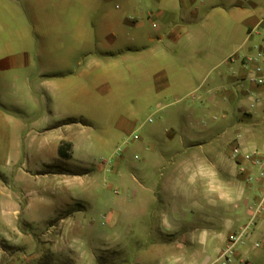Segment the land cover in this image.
I'll return each mask as SVG.
<instances>
[{
    "label": "rangeland",
    "instance_id": "1",
    "mask_svg": "<svg viewBox=\"0 0 264 264\" xmlns=\"http://www.w3.org/2000/svg\"><path fill=\"white\" fill-rule=\"evenodd\" d=\"M242 1L0 0V264H88L113 227L145 244L141 231L162 228L172 206L163 183L212 176L175 165L232 162L238 134L253 146L264 114L243 94L252 85L238 57L251 42L238 45L257 26L243 21ZM254 2L264 19V0ZM139 183L148 192L136 195ZM38 197L35 222L5 212V199ZM255 224L235 251L264 250Z\"/></svg>",
    "mask_w": 264,
    "mask_h": 264
},
{
    "label": "crops",
    "instance_id": "2",
    "mask_svg": "<svg viewBox=\"0 0 264 264\" xmlns=\"http://www.w3.org/2000/svg\"><path fill=\"white\" fill-rule=\"evenodd\" d=\"M255 5L254 0H243L236 7L245 13L244 22H256L255 26H257L248 29L247 35L242 37L238 45V48L245 45L247 47V42L249 40L251 42L246 48L247 52L238 57V66L247 71L246 77L252 85V89L243 91V94L249 98L251 104L254 102L256 105L261 104L264 114V63L259 59L248 61V57H255L259 51H264V19L253 15V12L257 10ZM249 12L250 14H247ZM190 14L192 15L191 22L195 19V9ZM138 25L140 26L141 23ZM251 77H261L263 82H252ZM230 78L236 79L237 82L244 79L233 75ZM102 81L103 83L107 81L105 76L102 77ZM262 131L250 133L249 138L253 146L247 148H264V128ZM239 135L236 136L238 144H240L237 141ZM69 143L72 155L74 146L72 147V143ZM189 150L187 148L184 152ZM163 155V152H160L158 156L162 158ZM179 155L178 151H175L170 156L176 158ZM257 170V167L249 163L237 164L233 160L221 165L216 164L213 158L205 156L191 155L184 158L175 165L172 173L195 171L210 173L212 176L208 180L204 177V179L196 178L195 181H182L176 178L179 176L177 174L163 183L160 200L172 206L169 213L159 215L162 228L156 231L146 229L141 231L143 235H140L148 240L145 244L140 243L135 246L133 243L136 239L131 240L129 237L127 240H122L121 233L113 227L98 236L100 242L94 244L89 252L86 251L82 259L88 264H94L98 262L101 253V260L105 262L104 264H218L216 259L226 246L229 236L238 229L236 227H239L238 225L249 214L248 205L264 189V179L258 183L247 182V175ZM137 186L139 189L135 190L136 195L144 194L149 190V187L143 184L139 183ZM140 199L141 203H145L146 200L143 201L142 196ZM40 200L49 202L48 198ZM3 203L6 206V213L22 214L28 222H35L31 215L35 214L36 206L39 205V197L37 200H26L24 204L9 199H5ZM183 205H195V215H188L189 209ZM191 213H193L192 210ZM193 216H195V227L182 229V222L190 220ZM254 232L264 237V212L257 216ZM126 234L129 235L128 231ZM234 249L230 264H264V250L252 249L254 251L246 252ZM132 251L133 256H131ZM108 253H112L111 259H107Z\"/></svg>",
    "mask_w": 264,
    "mask_h": 264
},
{
    "label": "built area",
    "instance_id": "3",
    "mask_svg": "<svg viewBox=\"0 0 264 264\" xmlns=\"http://www.w3.org/2000/svg\"><path fill=\"white\" fill-rule=\"evenodd\" d=\"M256 59H259L264 63V51H259L255 57H248V61ZM251 81L262 83L263 79L261 77H251ZM230 157L237 164L249 163L251 166L258 168L256 172L247 175L248 183H258L264 179V148H247L236 143L231 149ZM242 170H244L243 167ZM248 210L250 216L247 223L229 236L226 246L216 259L218 264H230L233 249L238 243L243 242V239L247 236L248 230L253 224V221L260 213L264 212V189L253 199V202L248 205ZM257 245L258 244L256 243L255 246Z\"/></svg>",
    "mask_w": 264,
    "mask_h": 264
},
{
    "label": "trees",
    "instance_id": "4",
    "mask_svg": "<svg viewBox=\"0 0 264 264\" xmlns=\"http://www.w3.org/2000/svg\"><path fill=\"white\" fill-rule=\"evenodd\" d=\"M62 146H63V145H60V147H59V149H58L59 156H60V157L67 158L68 155L64 152ZM67 146H69V148H70V144H67Z\"/></svg>",
    "mask_w": 264,
    "mask_h": 264
}]
</instances>
